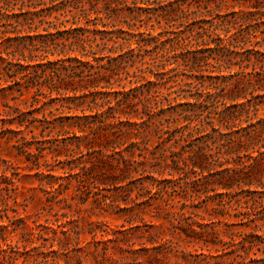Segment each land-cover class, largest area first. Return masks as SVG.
<instances>
[{"label":"trees","instance_id":"16d2710c","mask_svg":"<svg viewBox=\"0 0 264 264\" xmlns=\"http://www.w3.org/2000/svg\"><path fill=\"white\" fill-rule=\"evenodd\" d=\"M101 1L0 0V92L28 106L23 111L5 103L9 111L6 118H0V131L11 133L8 139L16 138L21 151L36 146V152H29L26 160L34 165L28 167L30 170H38L35 176L50 195L49 201L72 189L73 180L82 191L91 184L97 188L122 184L132 178V172H141V178L131 183L144 181V173L152 181L146 187L149 199H163L169 193L163 182L190 180L194 174V195L190 199L182 196L181 212L175 214L180 218L186 215L189 201L196 207L215 195L234 199L240 193L232 192L235 187L246 191V196L264 195V116L252 117L264 103L259 100L264 95L254 93L264 90V37L251 45L248 57L234 62L229 56L224 67L220 64L223 54L215 52L232 51L217 33L218 23L202 27L195 43L183 37V31H177L179 24L184 25L180 19L170 20L156 36L131 28L109 30L106 22L112 20L121 3L110 0L101 9ZM61 17L66 18L60 22L64 29L58 25ZM81 21L86 24L79 26ZM68 22L70 27L64 25ZM263 22L260 17L236 18L233 24L237 27H228L224 37L231 39L237 32H244V38L246 30ZM258 44L261 47L256 49ZM153 52L157 56L150 57V62L146 58ZM245 61L253 64L251 73L222 74L223 68H243ZM233 77H237L235 82L231 81ZM242 82L249 85L241 87ZM250 89L251 97L247 98ZM226 97L235 104H225L216 127L214 118H204V112L218 109L220 98ZM178 100L182 102L176 103ZM13 125L17 129L10 128ZM36 130H40L41 139ZM26 132L30 138L24 135ZM220 140L222 147L213 146ZM45 152L57 163L46 159ZM96 167L110 174L91 175L89 171ZM60 170L61 174H55ZM18 178V169L0 158V264H30V251L40 248L30 247L37 243L34 238L39 241L51 230L53 237L45 241L69 240L74 230L68 227L70 221L60 224V230L37 221L31 226L29 217L20 211L26 205L17 196ZM251 199L260 205L258 208L263 207L261 200ZM251 210L245 213L247 219L264 220L262 216L252 219ZM258 212L256 216L262 213ZM15 235H20V240L14 244ZM251 243L253 247L256 242ZM47 257L43 261L35 259L33 264H49Z\"/></svg>","mask_w":264,"mask_h":264},{"label":"rangeland","instance_id":"374dc122","mask_svg":"<svg viewBox=\"0 0 264 264\" xmlns=\"http://www.w3.org/2000/svg\"><path fill=\"white\" fill-rule=\"evenodd\" d=\"M109 1L102 0L99 8L104 9L105 3ZM117 1H120L121 4L112 20L105 21L110 24L109 30L117 28L129 30L131 28L133 32H146L156 36L163 31V28L168 27L170 20L180 19L184 21V25H180L178 22L181 27L178 30L175 29L183 31L181 35L187 39H194L193 43H195V39L199 38L202 32V27L207 29L218 23L217 33L221 34L225 44H229L232 51L231 53L215 52V55L223 54L221 59L224 60L220 64L224 67H226L225 59H229V56L234 62L248 57L247 50L252 47L251 45L255 46L256 43H260L264 37V33H262L264 32V22L256 28L246 30L245 37L248 38H243L244 32H237L236 37L231 39L224 37L228 27H237L233 24L236 18L246 19L251 16L253 19L260 17L264 21V0ZM253 5L260 6L255 9ZM65 19L61 17L58 25ZM229 21L231 22L227 25ZM85 24V21H81L78 25L84 26ZM64 25L70 27L71 22ZM111 25H115L116 28H112ZM60 26L64 29V26ZM99 28L101 27L99 26ZM38 31L42 32L43 26ZM247 33H251V35L247 36ZM255 35L257 36L255 37ZM214 39L215 42L220 43L217 37ZM246 41L251 42L245 44ZM259 45L261 44H258L256 49L261 47ZM125 48L127 49V47ZM225 53H229V55L226 57ZM155 55L156 52L149 53L146 59L151 62L150 57ZM242 65L243 68L235 65L231 70L223 68L222 74L233 75L240 71L251 73L254 69L253 64L248 61ZM183 69L189 70V67L184 66ZM134 70L135 68L131 69L132 72ZM214 75H217V72ZM236 79L237 77H233L231 81L235 82ZM1 83L3 86L5 82L1 80ZM210 83L211 81H208V84ZM242 84L241 87L249 85L246 82H242ZM163 91L167 92L166 89ZM250 91L251 89L247 92V98L251 97ZM254 93L255 95H264V90ZM26 98L31 101L30 96H26ZM207 100L212 101V99ZM259 100L264 101V96ZM239 101L246 100L240 99ZM8 102L13 107L19 106L23 111L28 108L22 100L14 101L11 96L6 97L0 92V118L7 117L6 112L9 111V108L4 105ZM179 102L182 101L178 100L176 103ZM225 104L232 106L235 101L229 97L220 98L219 108L211 107V110L210 108L205 110L204 118L213 117L214 124L219 127V112L225 110ZM259 109L258 114L252 113L254 119L264 116V103ZM60 112L55 113L59 114ZM39 116L41 117V114ZM243 125L246 123L244 122ZM16 127L15 125L10 126L12 129H17ZM223 131L226 132L225 128ZM35 134L38 139L42 138L40 130H36ZM24 135L28 138L31 136L28 132ZM9 137H12L11 133L5 134L0 131V158L10 161L18 169L19 178L16 180L18 186L16 192L19 201L26 205L20 211L29 217L28 223L34 226V221H37L38 224L58 229L60 224L70 221L71 224L68 227L74 229L69 240L53 241L51 238L45 241V239L53 237L51 230L46 231L44 238L39 241L34 238L37 243L30 247L40 246V248L30 251V264H33L35 259L43 261L46 256H48L49 264H264V244L261 243V241L264 242V220L250 221L245 215L247 209L252 208L250 211L252 219L264 217V195L260 193L246 196L247 192H241L238 187L232 190V192H240L234 199L211 193L215 196L207 201L204 200L196 207H192L191 201H189V206L184 210L186 215L180 218L175 214L181 212L180 208L184 202L182 196H187V199H190V196L194 195L191 184L195 179L194 174L190 175V180H178L174 183L163 182L164 186L169 187V193L163 199H149V189L146 187H150L152 181L144 173L143 176H146L144 181L138 180L131 183V181L141 178V172H132L130 174L132 178L122 184H110L100 188L91 184L82 191L75 187L77 182L73 180L74 187L72 189L58 198H52L53 202H50V195L39 186V180L35 176L38 170L36 167L33 170L28 168L34 165L26 160L27 155L31 151L36 152V146H28L21 151L17 148L16 138L9 140ZM214 145L222 147V141L220 140ZM45 155L51 163H57L48 152H45ZM64 159L65 157L60 158V160ZM41 161L43 163V160ZM42 170L46 172L44 166ZM61 173L62 170L55 172L57 175ZM89 173L98 177L105 173V177L110 174V171L96 167ZM116 173L119 174V171ZM166 179H170V177L166 176ZM121 185L126 186L121 188ZM252 190H256V186H253ZM258 190L261 191V188ZM221 192L224 191H218V193ZM60 198L67 199L58 202ZM251 198L261 200L263 207L258 208L260 205H256ZM195 203L197 204V202ZM258 211L262 213L256 216L255 213H259ZM63 214H66L67 217H63ZM183 229L190 236L183 232ZM91 230L94 232L90 233ZM61 237L64 238V236ZM18 240H20V235H15L12 243L15 244ZM252 241L256 242L253 247ZM22 244L19 243L20 246Z\"/></svg>","mask_w":264,"mask_h":264}]
</instances>
